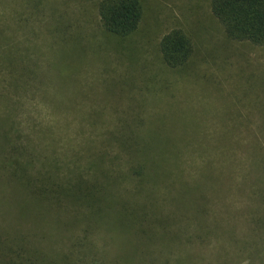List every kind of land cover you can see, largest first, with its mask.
Listing matches in <instances>:
<instances>
[{"label": "rangeland", "instance_id": "1", "mask_svg": "<svg viewBox=\"0 0 264 264\" xmlns=\"http://www.w3.org/2000/svg\"><path fill=\"white\" fill-rule=\"evenodd\" d=\"M100 1L0 0V264L16 262L24 226L39 249L72 250L74 264L93 255L97 264L136 263L143 249L146 264L157 255L214 264L218 252L227 264H264V48H224L207 0H142L156 6L154 19L133 45L118 44L102 26ZM180 25L200 30L205 46L172 70L159 44ZM131 129L135 141L109 154L121 162L113 176L123 189L105 193L91 219H76L71 197L39 195L51 163L63 174L85 170L90 141L123 142ZM14 143L33 148L12 157L21 178L7 158ZM139 152L145 195L126 172ZM144 231L164 244H143Z\"/></svg>", "mask_w": 264, "mask_h": 264}, {"label": "trees", "instance_id": "2", "mask_svg": "<svg viewBox=\"0 0 264 264\" xmlns=\"http://www.w3.org/2000/svg\"><path fill=\"white\" fill-rule=\"evenodd\" d=\"M207 1L209 13L212 14L222 27L221 35H223V39L226 43L224 48L234 47L231 43L238 41L248 42L264 48V0ZM153 3L156 2L154 1ZM155 7L156 6H144L142 0H101L98 13L102 26L118 41V44L125 43L133 45V43H131L132 41L129 40H132V35L138 32L145 23H148L147 21H149V19H154L156 15L154 10ZM200 32L201 31L195 27H188L186 29L180 25L173 27L168 33L163 35L159 44L160 54L168 68L172 70H183L193 61L192 58L195 52L199 50L200 46H205L201 38L205 36ZM136 129H131L128 132L129 134L122 135L127 137V140L123 142L121 140L114 142L110 140L112 145H110L109 140H107L109 145H106L105 142H101L100 139L97 141H90V143L87 144L88 151L86 153L88 154L89 150L91 151L93 148L94 153L90 155V158L88 155L85 158L88 160L85 170L81 168L84 167L83 165H78L71 170L68 168L66 171L67 173L63 174L60 172L61 169L58 168V164H56L55 161L51 163L50 168L54 169L53 175L52 177L49 176L50 179L48 183L41 185L43 191H41L39 195L42 198L51 199L48 200L51 202L53 199L61 200L66 196L71 197L75 202L74 205H71V211H73L76 219L82 220L86 217L91 219L93 217L92 214L98 208L99 201L101 200L100 198L105 193L113 190L119 192V189L122 188V186H120V188L117 187L119 184V181H117L118 177L113 176L115 165H121V162L113 161L116 159L109 156V154L112 153V149L115 150L114 145L127 149L129 141H135L134 137L136 135L135 132H132ZM23 149L33 154V148L18 143H14V145L8 146L7 148V150H9L7 158L9 157V160L11 159L9 162H14L11 166L15 172L16 170H20V173H22V170H25L24 168L21 169L19 165L21 160L16 159L14 161L12 158L16 156L14 154H21L16 152H22ZM133 156L136 164H134L133 159H129V169H127L126 172L129 171L128 173L131 175L128 176L138 181L140 187L138 195H145L149 191V186L147 185L149 171L143 164L142 153L139 152ZM118 158L121 157L118 156ZM78 162L79 160L74 161L76 165ZM30 174L35 178L37 176V174ZM16 176L21 178L18 173ZM123 176L126 177L125 174H123ZM25 196H34V193L30 191L25 194ZM122 196L124 195L122 194ZM36 197H38V194ZM143 215L144 214H141L137 219H140L138 227H142V230H146L145 227L149 224L150 220L143 217ZM84 227V230L89 232L88 228L86 226ZM24 228L27 230V233H23L24 235H22L21 243L23 244L18 248V253L15 254L16 262L10 261L8 264H74V261H76L75 258L79 257L75 255L72 250L66 251L61 245H55L54 247L48 246L43 250L39 249V243H33L32 240V237L38 238L35 236V230L31 232L28 231L26 226H24ZM108 231L109 230H107V234H109ZM104 235L102 236L105 237ZM141 239L143 244H147L149 241L159 245L164 244L161 238L156 235L149 236L145 231ZM36 244L37 246H35ZM54 244H56V242ZM187 250H189L188 247L186 251ZM93 257L95 258L94 260ZM184 257L187 264H193L192 261L188 260L189 256L184 255ZM215 257L217 262L215 263L214 261V264H227V262L223 260L226 258L224 253L218 252ZM18 258H20V262ZM98 260L99 259L93 255L91 264H97ZM146 260V251L143 249L136 263H127L123 261V264H146ZM76 264H78V259ZM104 264H110L109 258ZM153 264H164L161 255H157L154 258Z\"/></svg>", "mask_w": 264, "mask_h": 264}]
</instances>
